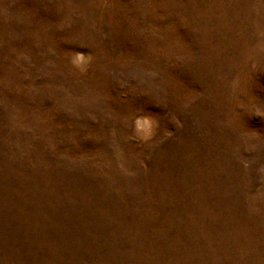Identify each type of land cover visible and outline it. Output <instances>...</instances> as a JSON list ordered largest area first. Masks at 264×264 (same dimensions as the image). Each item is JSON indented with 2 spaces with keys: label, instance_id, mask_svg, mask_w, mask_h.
Here are the masks:
<instances>
[{
  "label": "rangeland",
  "instance_id": "1",
  "mask_svg": "<svg viewBox=\"0 0 264 264\" xmlns=\"http://www.w3.org/2000/svg\"><path fill=\"white\" fill-rule=\"evenodd\" d=\"M0 264H264V0H0Z\"/></svg>",
  "mask_w": 264,
  "mask_h": 264
}]
</instances>
